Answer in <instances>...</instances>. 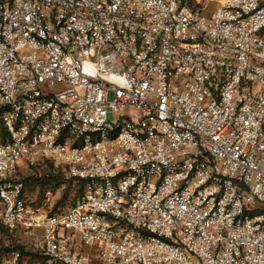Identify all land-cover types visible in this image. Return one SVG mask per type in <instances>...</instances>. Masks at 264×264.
<instances>
[{
    "label": "built area",
    "instance_id": "1",
    "mask_svg": "<svg viewBox=\"0 0 264 264\" xmlns=\"http://www.w3.org/2000/svg\"><path fill=\"white\" fill-rule=\"evenodd\" d=\"M215 1L0 0V223L36 264H264V0Z\"/></svg>",
    "mask_w": 264,
    "mask_h": 264
},
{
    "label": "rangeland",
    "instance_id": "2",
    "mask_svg": "<svg viewBox=\"0 0 264 264\" xmlns=\"http://www.w3.org/2000/svg\"><path fill=\"white\" fill-rule=\"evenodd\" d=\"M189 1L199 7H207L208 12L217 5L215 0ZM111 99L112 95L110 94L109 100ZM109 117L113 119L111 113ZM0 137L3 139L1 134ZM17 180L23 182L24 197L29 203L34 206L46 207L52 214L66 210L79 192L78 186L73 181L66 179L60 170L42 162L21 171ZM41 239L40 231L33 233L10 232L0 223V261L16 260L19 264L44 262Z\"/></svg>",
    "mask_w": 264,
    "mask_h": 264
},
{
    "label": "trees",
    "instance_id": "3",
    "mask_svg": "<svg viewBox=\"0 0 264 264\" xmlns=\"http://www.w3.org/2000/svg\"><path fill=\"white\" fill-rule=\"evenodd\" d=\"M0 134L2 135L3 139L6 138V131L3 129L1 122H0Z\"/></svg>",
    "mask_w": 264,
    "mask_h": 264
}]
</instances>
